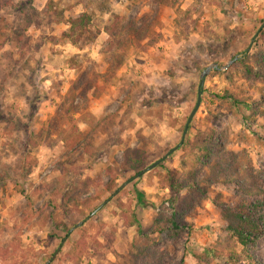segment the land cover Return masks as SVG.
Here are the masks:
<instances>
[{"label":"rangeland","instance_id":"rangeland-1","mask_svg":"<svg viewBox=\"0 0 264 264\" xmlns=\"http://www.w3.org/2000/svg\"><path fill=\"white\" fill-rule=\"evenodd\" d=\"M83 11L92 13L94 37L62 38ZM263 21L264 0H0V264H45L61 241L47 264H127L133 245L151 239L159 264H200L196 255L225 227L212 200L236 206L235 186L213 185L190 227L151 234L185 192H170L167 178L201 171V162L182 143L162 168L115 193L134 175L123 169V151L143 147L147 167L175 147L201 71L217 63L185 138L212 126L228 151L248 152L263 182L264 84L228 80L235 60L223 68L244 49L264 50ZM128 22H148L150 38L129 43ZM111 31L118 43L110 50ZM249 259L264 264V236ZM211 263L229 264L224 256Z\"/></svg>","mask_w":264,"mask_h":264},{"label":"trees","instance_id":"trees-1","mask_svg":"<svg viewBox=\"0 0 264 264\" xmlns=\"http://www.w3.org/2000/svg\"><path fill=\"white\" fill-rule=\"evenodd\" d=\"M92 13L83 11L73 16L69 20V26L66 31L61 32V37L76 43L86 33L89 37H94L90 30ZM264 22V21H263ZM148 22L134 27V24L128 22L126 37L131 44L140 43L146 40L150 30ZM259 39L264 43V30L258 34ZM116 32L109 33L108 48L111 50L118 43ZM258 38L255 39L257 41ZM1 46V44H0ZM240 58L225 71L228 80H232L237 74L245 80L255 79L264 84V50L244 49ZM237 104L244 103L243 99L234 97ZM224 133L217 135L212 126L204 130H199L193 140L184 139L192 149L196 150V157L201 162L202 170L190 172L186 175L173 174L167 178L166 187L170 192H185L179 195V204L173 209L169 217L159 213L155 225L149 231L152 233H161L166 229L174 232L182 231L190 227L188 220L194 218L196 210L202 206L207 199L210 188L216 184H233L235 193L240 197L236 206L225 203H219L213 198L212 202L220 208V217L224 221L223 234H219L215 242L207 248L206 251L196 255L198 263L212 264L217 258L224 256L230 264H239L238 262H248L251 253L256 246L257 241L264 236V181H261L262 171L253 167L252 159L246 150L240 153H232L227 150L226 140L222 137ZM225 136V135H224ZM226 138V136H225ZM146 167V151L143 147H127L123 151V169L137 173ZM154 168H162V162ZM153 168V169H154ZM152 169V170H153ZM108 189L112 187L111 183L106 185ZM135 196L141 205H149L144 200V193L135 189ZM178 198V193L176 197ZM139 226V225H138ZM58 230L68 233V229L63 222L56 223ZM138 231L147 237L148 233ZM152 243L144 241L133 245L126 261L127 264H152L145 263V258L150 260L157 259L155 264H159L161 256L157 250L151 247ZM248 264H254L253 260Z\"/></svg>","mask_w":264,"mask_h":264},{"label":"water","instance_id":"water-1","mask_svg":"<svg viewBox=\"0 0 264 264\" xmlns=\"http://www.w3.org/2000/svg\"><path fill=\"white\" fill-rule=\"evenodd\" d=\"M264 25V22L262 23L261 27ZM257 35V34H256ZM255 35V36H256ZM239 56H235L233 59H231L227 65H225L223 68H227L234 60H236ZM215 68H218V65L217 63H213L211 65H208L206 66L202 71H201V74H200V80H199V84H198V91H197V98H196V103L194 105V107L192 108V110L190 111L189 115H188V118H187V121L184 125V129H183V132H182V135H181V139L179 141V143L169 149L161 158L155 160L154 162H152L150 165H148L147 167H145L144 169H142L141 171H138L137 173H135L132 177H130L129 179H127L122 185H120V187H118L115 191V193H117L123 186H125L129 181L141 176L143 173H145L146 171L154 168L155 166H157L160 162H162L170 153H172L175 149H177L184 141L185 139V136H186V132H187V129H188V126H189V123L192 119V117L194 116L196 110L198 109L199 107V104L201 102V93H202V89H203V84H204V80H205V77L206 75L209 73V71L211 69H215ZM112 196H110L109 198H111ZM109 198H107L103 203H101L94 211H92L90 213V215H93L95 213V211H97L99 208H101L103 206L104 203H106ZM83 221H79L74 227H72L71 229L75 228L76 226H79ZM63 241H61V244L57 247L56 251L53 253L51 259H53L55 257V255L58 253V251L60 250L61 248V245H62ZM47 260L45 264L49 263L50 260Z\"/></svg>","mask_w":264,"mask_h":264}]
</instances>
